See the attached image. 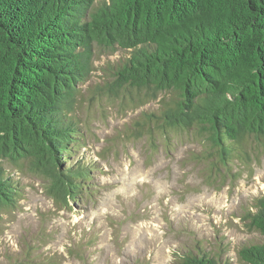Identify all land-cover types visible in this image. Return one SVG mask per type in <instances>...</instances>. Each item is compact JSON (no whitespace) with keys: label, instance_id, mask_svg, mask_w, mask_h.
<instances>
[{"label":"trees","instance_id":"obj_1","mask_svg":"<svg viewBox=\"0 0 264 264\" xmlns=\"http://www.w3.org/2000/svg\"><path fill=\"white\" fill-rule=\"evenodd\" d=\"M99 47L128 52L109 68L108 93L135 90L141 103L171 93L149 121L168 140L172 130L204 137L201 160L225 166L234 146L264 140V0H0V160L31 158L58 203L92 190L97 164L75 109ZM23 191L0 163V220ZM253 209L244 221L264 236V194ZM237 255L264 264V241ZM177 257L235 264L201 246Z\"/></svg>","mask_w":264,"mask_h":264},{"label":"rangeland","instance_id":"obj_2","mask_svg":"<svg viewBox=\"0 0 264 264\" xmlns=\"http://www.w3.org/2000/svg\"><path fill=\"white\" fill-rule=\"evenodd\" d=\"M127 56L96 48L94 69L79 86L83 149L97 164L92 190L65 206L49 196L31 158L0 160L24 188L16 208L2 213L0 264H174L199 246L239 264L242 247L264 241L244 221L264 194V140L234 146L224 166L201 160L210 143L195 131L163 137L148 113L171 93L141 103L135 90L113 96L103 87L113 79L110 66Z\"/></svg>","mask_w":264,"mask_h":264}]
</instances>
